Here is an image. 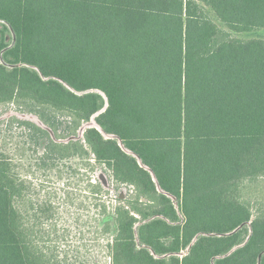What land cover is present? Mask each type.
I'll return each instance as SVG.
<instances>
[{"label":"trees","instance_id":"obj_1","mask_svg":"<svg viewBox=\"0 0 264 264\" xmlns=\"http://www.w3.org/2000/svg\"><path fill=\"white\" fill-rule=\"evenodd\" d=\"M260 29L264 0H0V103L67 112L75 133L95 120L67 143L39 131L135 187L113 220L103 204L111 264H258L264 214L237 185L264 176V38L233 33ZM14 165L0 157V264H51Z\"/></svg>","mask_w":264,"mask_h":264},{"label":"rangeland","instance_id":"obj_2","mask_svg":"<svg viewBox=\"0 0 264 264\" xmlns=\"http://www.w3.org/2000/svg\"><path fill=\"white\" fill-rule=\"evenodd\" d=\"M204 9L228 29L212 8ZM233 36L264 38V29L234 32ZM30 104L15 99L0 103V157L12 160L14 171L25 181L24 193L16 202L25 225L34 227L36 245L51 264H111L106 246L111 234L103 231V204L113 220L119 196L131 200L135 187L118 182L113 171L98 164L94 155L70 150L62 156L52 150L49 135L39 130H47L55 139L56 130V140L61 142L78 140L82 137L80 130L74 131L75 119L67 112ZM29 108L40 111L44 120ZM237 187V196L248 203L252 217L264 214V176L241 181Z\"/></svg>","mask_w":264,"mask_h":264},{"label":"water","instance_id":"obj_3","mask_svg":"<svg viewBox=\"0 0 264 264\" xmlns=\"http://www.w3.org/2000/svg\"><path fill=\"white\" fill-rule=\"evenodd\" d=\"M87 127H96L97 129L101 130L99 128V125L97 124V122L95 120H92L91 122H88L86 123L81 129H80V137L83 136L84 134V130L87 128ZM243 225L239 226L238 228H236L233 232L237 231L238 229H240ZM231 232V233H233ZM230 234V233H229ZM235 250V249H234ZM264 255V250L260 253L259 255V260H258V264H261V260H262V256Z\"/></svg>","mask_w":264,"mask_h":264}]
</instances>
